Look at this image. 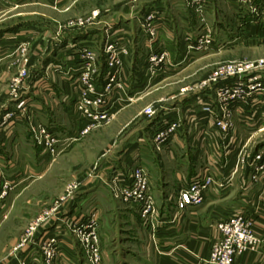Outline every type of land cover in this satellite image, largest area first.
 Returning a JSON list of instances; mask_svg holds the SVG:
<instances>
[{
    "label": "rangeland",
    "instance_id": "rangeland-1",
    "mask_svg": "<svg viewBox=\"0 0 264 264\" xmlns=\"http://www.w3.org/2000/svg\"><path fill=\"white\" fill-rule=\"evenodd\" d=\"M262 7L264 0H0V264H149L143 250L135 258L133 221L147 239L160 233L181 193L170 168H183L189 184L195 170L240 174L236 196L261 193ZM222 89L230 93L218 98ZM87 110L107 119L85 131L95 122ZM223 116L230 132L215 127ZM132 154L138 159L126 160ZM138 168L156 212L121 193V178L133 187ZM208 193L200 208L212 205ZM262 211L233 207L225 217L244 214L261 239L234 264L244 254L264 264ZM217 222L212 244L184 264H212L223 239ZM93 231L98 240L85 255ZM65 246L72 254L58 252Z\"/></svg>",
    "mask_w": 264,
    "mask_h": 264
},
{
    "label": "crops",
    "instance_id": "crops-1",
    "mask_svg": "<svg viewBox=\"0 0 264 264\" xmlns=\"http://www.w3.org/2000/svg\"><path fill=\"white\" fill-rule=\"evenodd\" d=\"M214 128V127H213ZM220 143H223L225 147H231L234 146V141H219ZM129 156V155H127ZM132 157H128L126 160H130L131 162H134V160L138 159L137 155L132 154ZM140 156V155H139ZM228 158V157H227ZM199 159V153L197 152L194 157H192L191 160L193 165H196L197 161ZM184 162H181L180 165L182 166H187L188 165V160L190 159H184ZM221 161L219 160V163ZM231 162V161H230ZM232 164V163H231ZM171 167V166H170ZM183 168L177 170L175 168H170L171 175L173 176L174 179L179 180V188L178 189V194L180 193L179 191L182 190V188L186 187L189 183L187 180L189 179V175H185L182 171ZM222 172V171H221ZM201 173V172H200ZM200 173H198L196 170L192 172L190 175V180H194L196 177L201 176ZM240 174L235 175V173H226V174H221L220 177H217L218 181L225 180L227 181L226 187L223 189L218 185H215L212 190L209 191L208 196H207V201L208 199L212 200V205H208L207 208L204 206L202 208H190L185 212L184 216L179 217L178 219H175V211H176V206H173V211L169 212L168 214H165L164 217V226L160 229V233L156 234V237L154 240H152V236L147 239L145 238L144 229L142 224L139 222V220L136 218L135 221V214L133 215L134 217V224L137 226L136 228V233L140 236L137 240V246H140L138 248L139 254H136V259H141L139 256L141 251L143 250L144 253L147 254V263L149 264H184L186 263L187 259H194V256L199 257L200 251L202 250V247L207 240L208 242L214 241L215 237V231H214V226L213 222H216V220H220L223 217H227V215L233 211V207H239V209L243 210L247 215H253L257 214L258 207H264V185L261 193H257L256 195L249 196L247 194H242L241 196H236V182L240 180ZM248 174H244L243 177L241 178L244 180ZM222 177V178H221ZM184 179V181H183ZM167 184L168 181L166 180ZM217 184H219L217 182ZM161 191L157 190L158 193H165V186H161ZM170 190H169V200L171 201L170 197ZM173 201V200H172ZM176 202V201H175ZM227 202V206L223 205V203ZM238 204V205H237ZM205 208V209H204ZM239 211V210H237ZM236 210L234 212H237ZM195 212L197 213L195 215ZM264 213V211H262ZM257 217V215H254ZM204 218H207V224H204ZM223 218V219H224ZM257 229L259 232H262L264 230V214H261L257 218ZM263 229V230H262ZM147 243V246L143 248V244ZM153 245H155L153 247ZM142 246V247H141ZM66 247V246H65ZM68 251H66L65 248L60 250V254L62 252H67L69 254H72L68 247H66ZM205 248V247H204ZM203 248V251H204ZM190 249L196 253L194 255H190ZM70 250V251H69ZM147 250V251H146ZM73 252V251H72ZM143 253V252H142ZM141 253V254H142ZM65 257H71V258H77L76 255H61ZM259 255H253V254H244L238 257L236 264H256L255 262L261 261L262 257H258ZM264 256V255H262ZM70 258V259H71ZM66 259V258H65ZM63 261L62 259H60ZM59 260V261H60ZM144 260V258H143ZM58 261V260H57ZM60 261V262H61ZM68 261V260H67ZM70 261V260H69ZM59 262V263H60ZM61 264H67V263H61ZM73 264H78L77 262H74Z\"/></svg>",
    "mask_w": 264,
    "mask_h": 264
},
{
    "label": "built area",
    "instance_id": "built-area-1",
    "mask_svg": "<svg viewBox=\"0 0 264 264\" xmlns=\"http://www.w3.org/2000/svg\"><path fill=\"white\" fill-rule=\"evenodd\" d=\"M259 15L264 19V7L260 9ZM84 71L85 73L88 72L89 67H86ZM87 78L89 79V75H86L85 79ZM249 82L254 83L253 79H249ZM239 87H241V85L236 87V89ZM222 91L223 89L221 91L219 90L217 94L218 98H225L230 93V89L226 90L225 92ZM233 92L235 93L237 92V90H233ZM101 111L103 110H100V112H97V114L95 115L89 113L88 110L85 111L90 116H93V120L95 121L91 124H88L85 128V131H88L91 128L97 126L102 120L107 119V112ZM156 112L157 111L151 108L149 112L150 117L155 116ZM210 112L214 113L211 110ZM225 121L226 118L225 116H223V119L218 120L217 126L215 127H217V129L230 132L234 127L230 123H225ZM173 126L171 127L172 129ZM200 145L202 147V143H200ZM121 181L124 185L123 189H121V193L125 195V200H129L131 198L135 201L136 204L145 202L147 204L145 214L151 211L156 212V206L152 202L153 200L151 198V195H147L150 186L149 182L140 168L136 170L135 175H133L130 179V184L132 183L133 187L129 186L128 179L125 176L121 178ZM217 181V175L211 172L209 169H206L203 174H201V176L196 177L190 184L183 188L178 199V207L175 211V219L184 216L185 212L188 209L199 207L204 201L205 193L209 192L210 189H212L215 185H218ZM225 184H227V182H225ZM219 186L223 187L224 185L219 184ZM154 219L155 216H152L151 222L153 227L155 226ZM217 226L222 234L223 239L222 241L217 242L216 245H214L212 248L211 259L209 260V262L212 264H234L237 253L249 252L250 250L256 249V245L259 246L261 244V239L257 234V231L254 230L253 223H251V221H249L242 213H235L229 218L220 219L217 222ZM56 240L57 239L54 238L50 241V243L54 244ZM97 240L98 237L96 232L93 231L89 235H87V245L83 244V251L85 255L90 252V246ZM47 256L51 257L53 255Z\"/></svg>",
    "mask_w": 264,
    "mask_h": 264
}]
</instances>
